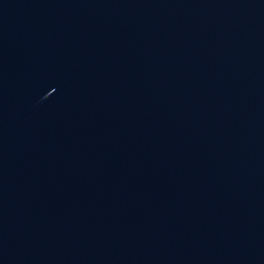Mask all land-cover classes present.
Returning a JSON list of instances; mask_svg holds the SVG:
<instances>
[{"label":"water","instance_id":"water-1","mask_svg":"<svg viewBox=\"0 0 264 264\" xmlns=\"http://www.w3.org/2000/svg\"><path fill=\"white\" fill-rule=\"evenodd\" d=\"M0 264H264V0H0Z\"/></svg>","mask_w":264,"mask_h":264}]
</instances>
